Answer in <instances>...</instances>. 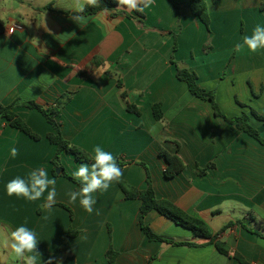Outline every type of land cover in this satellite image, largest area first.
<instances>
[{"label": "crops", "instance_id": "crops-1", "mask_svg": "<svg viewBox=\"0 0 264 264\" xmlns=\"http://www.w3.org/2000/svg\"><path fill=\"white\" fill-rule=\"evenodd\" d=\"M174 1L179 7L172 0H155L143 17L123 9L108 16L101 11L84 14L91 19L80 28L69 18L71 12L57 5L59 0H0V103L22 100L54 106L61 100L56 119L67 140L92 156L93 146L100 145L117 160L122 157L128 164L121 179L139 190L147 188V170L140 164L145 163L157 198L206 221L213 234L219 233V239L250 264H264V145L216 116L209 101L194 97L171 62L173 55L195 72L200 86L215 92L226 116L242 115L238 101L248 105L249 114L253 108L264 116V51H235L243 36L264 26V0H205L210 30L184 4L187 0ZM96 60L103 63L96 65ZM127 101L140 115L127 110ZM155 103L162 105L163 121L154 117ZM14 111L41 139L0 118V230L7 233L27 219L26 226L41 240V264L50 256L62 264H108L110 243L118 252L115 264H240L157 210L145 217L156 234L196 245L150 241L140 226L141 201L126 199L118 182L94 194L99 215L88 214L79 200L69 203L66 193L80 186L53 172L57 147L47 138L52 125L37 109L19 104ZM250 122L264 138V122L252 115ZM153 125L158 127L156 135L148 131ZM12 147L19 150L15 158ZM161 148L179 155L184 171L166 178ZM61 157L71 175L81 164L66 151ZM37 167L57 182L51 214L40 207L47 192L35 202L6 194L8 181L26 178ZM59 203L73 210V221ZM45 215L47 220L42 219ZM229 222L235 225L222 231ZM70 228L79 234L70 237ZM0 264L23 261L0 242Z\"/></svg>", "mask_w": 264, "mask_h": 264}, {"label": "trees", "instance_id": "trees-1", "mask_svg": "<svg viewBox=\"0 0 264 264\" xmlns=\"http://www.w3.org/2000/svg\"><path fill=\"white\" fill-rule=\"evenodd\" d=\"M174 5L176 7H179V3L172 0ZM186 6L190 7L192 13L200 18V20L205 24L208 30H210V16L208 11V5L205 2V0H187L184 3ZM117 5L115 0H101V7H89L84 14L87 15H94L102 10V7H107L109 9H114ZM140 17H143L142 12H136ZM128 17H131L130 14H127ZM138 23L141 24L142 20L138 18ZM4 31V23L2 20H0V33ZM210 45H206L205 50H209ZM177 50V43H175L174 51ZM171 62L176 65L177 68V77L179 80L186 82L188 91L196 98L209 101L211 103V106L213 108L214 114L216 116L222 117L225 121H227L230 124H234L239 130L243 131L246 134H249L250 136L257 139L261 144L264 145V138L260 135L259 129H257L251 122H250V116L252 115L255 119L258 121L264 122V116L260 115L255 109L251 108L250 114L243 112L240 116H233L228 117L226 116L220 109L219 104L216 101V95L214 91L207 90L200 86L198 82V76L195 72L189 70L187 67H184L180 65L172 55ZM96 65H101L103 63V60L95 61ZM117 85L119 89H123V82L120 78L117 79ZM121 95L124 99H127V92L122 91ZM238 103L242 107H248L247 104L241 103L238 101ZM23 105L25 107L31 108V109H37L40 111L46 120L52 125L54 131L49 133L47 135L48 140L56 145L57 152L52 159L53 164V172L57 175L56 169L60 168L61 173L60 175L68 178L69 180L76 183L78 186L81 187L79 181H77L69 172H67L66 168L62 164L61 160V152L66 151L76 158L78 162L81 163H91V157L92 155L89 154L86 150L81 148L80 146H77L67 140L61 131V125L57 122L56 117L58 116L63 102L60 100L56 105L54 106H43L35 101H22L17 100L14 104L5 106L0 103V118H5L8 120L10 125L14 128L20 129L21 131L28 134L31 138L34 140H40L41 136L34 132L32 128L14 111L15 105ZM153 114L157 121H163L164 120V112L162 110L161 103H155L153 105ZM127 110L131 113L140 115V110L135 104H132L127 101ZM159 155L163 156L166 159L167 167L165 168L164 175L166 178L170 179L177 175H179L182 171L185 169L184 161L180 158L177 154H170L164 149L159 150ZM117 163L119 166L123 169L128 162L124 161L122 157H119L117 160ZM145 167L147 170V188L143 190H139L130 184H128L126 181L120 179L118 182L119 187L123 191L126 199H139L141 201L140 206V226L144 233V235L150 240V241H158L162 243L167 244H173V245H187V246H195L196 244L191 242H184V241H176L174 239L158 235L156 234L151 227L146 224L145 217L146 215L151 212L152 210H157L160 214L163 216L171 219L176 224L189 229L193 232L194 236L197 238H203L208 239V243L214 244V246L220 251L222 254H225L227 256L231 255L235 259H237L240 264H250L240 253L233 251L229 245L221 241L219 239V233L213 234L211 231V228L209 224L204 221L203 219H200L198 217L192 216L186 211L182 210L180 207H178L175 203H173L170 200L167 199H159L156 196V192L153 188L151 176L149 173V169L145 163H140ZM211 165H208L206 168L200 170V174L203 175L206 173L207 169L210 168ZM58 205L64 207L67 209L70 213V219L73 221L74 213L73 210L68 207L65 204L59 203ZM239 224H241L243 227L248 229L252 233L259 234L258 232L254 231L252 228H248L245 226L242 222L238 221ZM235 223L229 222L226 224L224 231L227 228H230L234 226ZM109 233L111 237V226H109ZM79 234V231L73 230L70 228L69 235L70 237H76ZM118 256V252L113 248L112 243H110L109 249L106 252V257L108 259V264H115L116 258Z\"/></svg>", "mask_w": 264, "mask_h": 264}, {"label": "clouds", "instance_id": "clouds-1", "mask_svg": "<svg viewBox=\"0 0 264 264\" xmlns=\"http://www.w3.org/2000/svg\"><path fill=\"white\" fill-rule=\"evenodd\" d=\"M115 2L118 7L114 9L102 7L101 15L108 16L113 11L122 9L130 12H144L145 9L155 4V0H115ZM57 5L71 12L69 18L80 28H86L91 18L85 16L84 13L89 7H101V0H59ZM33 39L38 42L37 38ZM245 50L251 53L264 51V26L257 25L251 35L243 36L242 42L235 45L236 52ZM94 74L98 77L102 75ZM148 131L149 134L156 135L158 132L157 125H153ZM92 151L94 153L91 157L92 162L81 163L72 174L79 181L81 187L75 191L69 190L66 194L69 197V203L75 204L79 200L80 206L88 214L91 215L95 211L99 215V212L94 208L97 202L94 194L106 192L114 182H119L123 175V170L117 163V157L112 152L106 151L100 145H94ZM18 154L19 150L12 147L11 156L15 158ZM56 183L54 178H49L45 168L37 167L31 170L26 178L17 176L8 181L5 185V190L7 196L23 198L29 202L40 200L47 192L46 201L40 207L48 214H51L56 203ZM48 218V215L42 217L44 220ZM27 223L28 221L25 219L24 224L7 233L0 230V242L5 247L10 248L14 258L23 261V264H41L42 253L38 251V244L41 240L35 230L26 226ZM43 264H62V260L55 256H50Z\"/></svg>", "mask_w": 264, "mask_h": 264}, {"label": "water", "instance_id": "water-1", "mask_svg": "<svg viewBox=\"0 0 264 264\" xmlns=\"http://www.w3.org/2000/svg\"><path fill=\"white\" fill-rule=\"evenodd\" d=\"M56 172H57V174H60L61 173V169L60 168L56 169Z\"/></svg>", "mask_w": 264, "mask_h": 264}, {"label": "rangeland", "instance_id": "rangeland-1", "mask_svg": "<svg viewBox=\"0 0 264 264\" xmlns=\"http://www.w3.org/2000/svg\"><path fill=\"white\" fill-rule=\"evenodd\" d=\"M243 110H244V112H246V113H248L247 111H245L246 109H245V107H243ZM249 114V113H248ZM60 157H61V155H60ZM62 158V157H61ZM66 170H67V168H66ZM67 172H69L68 170H67Z\"/></svg>", "mask_w": 264, "mask_h": 264}]
</instances>
